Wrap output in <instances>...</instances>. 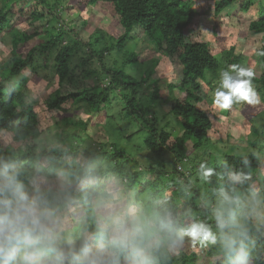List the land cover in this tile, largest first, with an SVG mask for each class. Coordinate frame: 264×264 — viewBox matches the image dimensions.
<instances>
[{
    "label": "trees",
    "instance_id": "16d2710c",
    "mask_svg": "<svg viewBox=\"0 0 264 264\" xmlns=\"http://www.w3.org/2000/svg\"><path fill=\"white\" fill-rule=\"evenodd\" d=\"M78 1L86 6L91 4L92 10L94 4L99 3L103 10L112 8L122 33L114 37L103 33L104 29L96 28L92 36L83 39L80 31L75 32L78 28L73 27L74 33L62 28L61 10H57V4L52 6L47 0L34 5L28 0H0V50H10L9 59L0 64V168L7 166L10 170L19 171L20 179L30 194H34L30 179L53 186L51 182L64 173L68 175V182L78 183L77 188L70 186L63 189L60 195L54 188L40 189V205L47 211L57 207L64 210L65 206L71 210L69 224L79 225L87 236V248L81 249L89 253L101 249L110 251L111 256L105 264H129L127 251L112 243L116 237L112 235L111 226L104 228L98 223L94 201L95 198L110 196L107 180L120 179L128 197L133 192L134 203L139 206L135 215L144 218V243L150 245L152 264H227L219 242L212 244L192 237L184 239L185 234L180 237L179 230L187 226L188 218H192L193 222H202L219 233L215 220L217 193L221 189L235 193L242 200L234 213L241 218V224L247 230L248 264H264V225L255 223L250 214L252 207L246 201L253 194L258 201L263 199L261 172L264 171V160L253 151L238 152V145L225 150L223 138L214 140L211 134L217 115L209 108V104L214 103V93L209 95L208 91L215 92L217 86L213 84V78L222 69L223 55L215 52L217 47L213 48L208 40L188 32L202 12L196 1ZM231 6L237 7L230 16L236 19L240 30L247 29L253 34L264 32V4L261 0H214L210 9L214 17H218ZM36 22L42 24L40 29L47 33L49 39L41 42L38 49L31 47L23 56L21 45L42 33L38 28H32V32L29 30ZM84 25H89L87 17L78 27ZM96 32L99 36L107 34L109 40L106 41L105 36H95ZM9 41L11 44L6 43ZM136 41L140 42L141 49L151 45L153 52L150 51L149 56H138V44L128 52L127 44ZM97 45L100 47L97 48ZM231 47L234 49V46ZM54 48L57 51L54 57L55 74L63 88L60 85L48 96L47 109L66 112L68 104L78 102L94 112H101L111 105L113 93L123 92L129 115H135V122L150 128L148 139L139 149L145 157L144 163L128 157L120 162L123 156L116 153V147L111 149L102 142L94 147L86 145L87 137L85 139V136L75 133L68 147L58 148L47 140L45 144L39 143L38 139L44 134L41 112H37L35 104L28 100L29 90L23 89L29 81L23 71L30 69L37 54ZM144 51L142 49L140 55ZM119 52H122L124 61L119 65L114 56V62L108 64L110 56ZM155 55L156 67L158 56H162L171 61L172 70L157 74L156 68H150L146 70L147 75L140 79L125 70L128 63H142L152 56L151 59H154ZM258 55L262 71L256 74L252 70V84L264 92V46L258 48ZM242 58L235 54L227 57L225 67L236 64L251 69ZM6 66L10 70L4 73ZM79 69H82L81 73L77 72ZM88 77L93 78V85L85 84ZM80 82L83 84L81 90L76 88L81 87L77 85ZM147 82L150 87L146 99L149 101L141 107L144 95L140 97L139 89ZM244 102L233 106L243 107ZM164 109L166 112L162 111ZM170 113L178 121L176 126L163 125ZM64 123L72 125L73 118H65ZM75 123L80 131H86L89 126L82 119ZM262 134L261 130H255V138L250 139V143L256 146V139ZM10 135L22 142L21 145L14 148L8 142L10 148L4 146L2 138L6 141ZM76 140L79 142L74 143ZM102 157L103 162L104 159L108 162L105 168L100 162L96 164ZM130 161L133 169L125 164ZM201 165L212 169V175L205 178ZM229 172L244 173L249 178L243 183L233 184L228 178ZM185 207L189 212H182ZM64 215L62 219L67 216ZM127 219L131 225L133 220L130 215ZM168 220L170 225L161 229L160 224ZM181 244H186V248L180 247Z\"/></svg>",
    "mask_w": 264,
    "mask_h": 264
},
{
    "label": "rangeland",
    "instance_id": "374dc122",
    "mask_svg": "<svg viewBox=\"0 0 264 264\" xmlns=\"http://www.w3.org/2000/svg\"><path fill=\"white\" fill-rule=\"evenodd\" d=\"M28 1L30 4L34 5L39 3L41 0ZM47 1L52 4V6H55L57 4V10H61L59 14L60 20H63V24H61L63 27H61L66 31L72 30L73 33V27H76V29L78 28L75 32L80 31V36L83 39H88L89 35L92 36L96 28H98L99 30L100 28H102L105 30L103 33L113 35L114 37H118L122 33V28L119 22L111 12L112 8L105 7L108 10H103L101 4L99 3L98 5L94 4V8L92 10L90 9L91 4L90 6H86L85 4L80 3L81 1L78 0ZM195 1L196 6L202 12L201 15L197 17L196 24L193 25L188 32L196 37L208 40L213 48L217 47L215 52H218V54L221 53V55H223V57H221L222 69H226L225 59L235 54L236 56H240V58L241 56H243L242 59L244 63L249 64L251 69L256 74L260 73L262 71V65L260 64L259 60L260 58L258 55V48L264 46V32L253 34L252 32L247 31V29L240 30V26L238 23H236V19L230 16V14L237 9V7L235 6L229 7L226 11L223 12L222 16L214 17L212 10L210 9V5L213 6L214 0ZM261 1L264 4V0ZM207 9H209L210 11L206 12L205 10ZM25 12L28 13L29 11ZM85 12L86 14H84ZM85 17H87V19L89 20V25H84L85 27H78L79 23L81 24L83 18ZM245 24L246 26H248L247 23ZM23 26L27 25L23 24ZM41 26V23L36 22L33 23V26H31L29 30L32 32V28L36 30L37 28L40 29ZM40 32L42 33L35 35L27 43L21 45L20 53L23 56L29 51L31 47L35 46L38 49L40 48L39 45L41 42H45L49 39L47 33L41 31V29ZM107 34L103 35L105 36L104 39L106 41L109 40V36ZM95 36H99L97 32ZM103 36H99V38ZM137 41L129 42L127 44L126 50L135 48L138 44L136 48V53L138 54V56H149L150 51L153 52L151 45L147 44L146 46L142 47L143 51L146 50V52L144 51L145 53H142L140 55L142 49L139 46L140 42L137 43ZM6 43L11 44V41ZM231 46H234V49ZM96 47L98 48L100 47V45H97ZM56 53V48H54V50L52 51L37 54V56L34 57L32 65L29 67L30 69H25V71H23L24 76H26L29 80L28 84L23 87V89L29 90L30 93L28 100L35 104L34 109L37 112H41V126L44 129V134H42L38 139L39 143L45 144L47 140L52 145H56L58 148L68 147L70 143L69 140L75 133L80 134L83 137L85 136V139L87 137L85 142L86 145L92 144V147H94L97 143L102 142L105 144L107 143L108 147H111V149L113 147H116V153L123 156V159H121L120 162H124V160H126L125 158L128 157L134 158L139 162L144 163L145 157H143V153L139 149L144 146L145 140L148 139L150 135V128L146 124L144 125L140 122H135V115H129V108L126 105V99L124 95H122L123 92H120V94L113 93L111 105L108 106L106 110L101 112H94L90 107L78 102L68 104V109L66 110V112L47 109V106L45 104L48 100V96L52 92H54L56 88L60 87V85L63 88L62 84L59 85L58 76L55 74L54 57ZM114 56L117 57L119 65L124 61L122 52H119L110 56V61L109 59L107 60L108 64H112L114 62ZM9 57V49L5 48L0 50V64L6 62ZM155 57L156 55L154 56V59H151L153 58L152 56L150 57V60L148 59V61H143L142 63L138 64L128 63L125 66V70L128 73L134 75L137 79L146 76V70H150V68H156L157 74L172 70L171 61H166L162 58V56H158L159 64L156 67L154 62ZM75 63L76 62H74V64ZM3 70V72L6 73V71L10 70V67L6 66L3 68ZM77 72L81 73L82 69H79ZM219 72L216 73L213 78V84L215 86H218L219 84ZM85 84H87V86H89L90 84L93 85V78L88 77L87 80H85ZM77 85L81 87L76 88L81 90L83 87L82 82ZM149 87L150 86L147 82L144 83L143 87L139 89L141 90L140 97L141 95H144L143 97H141V101L144 102L141 107H144L145 103L149 101L146 99L148 98L147 92L149 91ZM252 87L260 98L259 103L248 104L245 101L243 103L245 104L243 105V107H235L232 105L229 109H221L214 103L209 104L207 102L209 104L211 112L214 111L217 115V119H215L216 121H214V126L211 130V134L214 140H217L218 137L223 138L222 145L224 146L225 150H231V148H234L236 145H238L240 146L238 152H242L241 150H246L248 152L253 151L257 154H260L262 159L264 160V146L263 151H261V146L264 145V92L262 90L259 91L256 84H252ZM213 93L214 92L211 90L208 91L209 95H213ZM127 94H130V91H127ZM162 111L166 112L165 109ZM65 118H73V124H65ZM80 119L88 123L89 126L87 127L86 131H80L81 128H79V126L75 123ZM177 124L178 121L172 113H170L169 117L163 122V125L165 126H176ZM47 128L48 130L46 131L45 129ZM255 130H261L263 134L259 137L256 136L257 145L253 146L250 143V139L253 140V138H255ZM227 136L228 139H226ZM2 140L3 145L7 146L8 148H10L8 142L14 148H17L22 143L13 138L12 135H10L6 139V141L3 138ZM75 142L79 141L76 140L74 141V143ZM192 157H196V155L192 154ZM99 162L103 168L108 166V162L106 159H104L103 162V157L96 164H98ZM125 164L129 166L130 169H133L131 161L126 162ZM67 176L68 175L63 173L59 179H57L58 177H56L51 182L53 186L46 184L42 185V182H38L36 181V179H30L29 182H32L42 190L54 188L55 191L58 192V195H60L63 189L69 188L70 186H72V188L74 189L78 186V183L74 181L68 182ZM261 177L264 180V171L261 172ZM107 183V188L109 190L108 192L110 196L102 197L101 199L95 198V209L99 225H102L104 228L110 225L112 235L113 237H116V234L118 232H122L123 230L129 229V227L132 226V222L131 225H129L127 215H130L133 221L138 218L143 219L144 221V218H142L139 214L135 215L137 207L139 206L137 205V203H134L135 201L133 199V192L129 194V197L124 192V187L122 186L120 179H116L114 181L107 180ZM33 184L32 186H34ZM263 196V199H260L258 204H250L252 207L250 214L253 216V219L255 220V223L257 225H264ZM68 198L69 197H67V199ZM65 208L66 206L64 207V210H61V207H57L55 210L49 209L48 211L52 214L50 219L56 222L55 229L57 237V247L66 254L74 253L81 259H87L91 261L92 264H105L107 259L111 256V252L105 249L98 250L94 253L83 251L81 248H87L85 243L87 236L86 234H83V232L79 228V225L69 224L70 217H68V215L70 214L71 210ZM187 208L188 207L183 208L182 212H189ZM63 212L65 215L63 214ZM62 215L67 216L63 217L62 219ZM78 217H81V215H79ZM238 220L241 224V218H238ZM191 223H193L192 218H188L187 226ZM218 234L219 233H217V235ZM190 237V235L185 234L184 239ZM180 247L186 248V244H181Z\"/></svg>",
    "mask_w": 264,
    "mask_h": 264
},
{
    "label": "clouds",
    "instance_id": "9594fccd",
    "mask_svg": "<svg viewBox=\"0 0 264 264\" xmlns=\"http://www.w3.org/2000/svg\"><path fill=\"white\" fill-rule=\"evenodd\" d=\"M219 84L214 92V104L229 109L233 104L246 101L259 103V96L252 87L254 72L240 65H229L219 72ZM205 178L213 170L201 165ZM20 172L0 168V264H92L74 253H65L56 245V222L51 213L42 208L40 188L34 184L30 194L20 179ZM233 183H243L244 173H228ZM218 206L215 210L216 228L219 234L202 222H193L179 230V236L190 235L193 239L220 243L227 264H248L246 250L247 230L240 224L234 209L241 205V197L221 189L217 193ZM247 203L258 204L255 194L246 198ZM170 220L161 223L163 229ZM145 222L135 219L130 229L116 234L113 245L127 251L129 264H152L150 245L144 243Z\"/></svg>",
    "mask_w": 264,
    "mask_h": 264
}]
</instances>
